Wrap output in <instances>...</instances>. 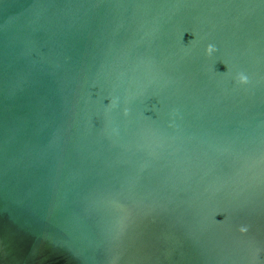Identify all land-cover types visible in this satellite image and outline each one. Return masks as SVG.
Returning <instances> with one entry per match:
<instances>
[{"label": "water", "instance_id": "95a60500", "mask_svg": "<svg viewBox=\"0 0 264 264\" xmlns=\"http://www.w3.org/2000/svg\"><path fill=\"white\" fill-rule=\"evenodd\" d=\"M0 264H264V0H0Z\"/></svg>", "mask_w": 264, "mask_h": 264}, {"label": "clouds", "instance_id": "9594fccd", "mask_svg": "<svg viewBox=\"0 0 264 264\" xmlns=\"http://www.w3.org/2000/svg\"><path fill=\"white\" fill-rule=\"evenodd\" d=\"M215 51L216 48L213 44H208L205 48V54L208 56H211ZM236 80L240 84H246L248 82V77L243 72H238L236 74ZM247 230H248L247 226H243V225L238 228V231L241 233H244Z\"/></svg>", "mask_w": 264, "mask_h": 264}]
</instances>
